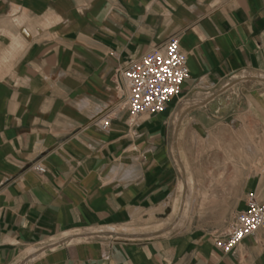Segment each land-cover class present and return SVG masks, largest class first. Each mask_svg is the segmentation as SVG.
Here are the masks:
<instances>
[{"label": "crops", "instance_id": "1", "mask_svg": "<svg viewBox=\"0 0 264 264\" xmlns=\"http://www.w3.org/2000/svg\"><path fill=\"white\" fill-rule=\"evenodd\" d=\"M171 37L181 93L131 117L123 71ZM202 110L207 133L223 113L250 134L243 189L264 204V0H0V264H264L263 230L223 253L225 228L159 222Z\"/></svg>", "mask_w": 264, "mask_h": 264}, {"label": "rangeland", "instance_id": "2", "mask_svg": "<svg viewBox=\"0 0 264 264\" xmlns=\"http://www.w3.org/2000/svg\"><path fill=\"white\" fill-rule=\"evenodd\" d=\"M212 115L209 110L196 111L184 124L187 133L181 135L180 141L182 207L175 208L166 217H159L161 225L169 227L170 232L187 224L205 229L225 228L226 232L234 216L243 210L239 208L240 203L246 202L248 193L244 194L242 179L244 173L249 174L255 166L240 163L252 160L254 151L248 149L251 136L245 128L230 127L223 113L216 114L218 122L214 133H207Z\"/></svg>", "mask_w": 264, "mask_h": 264}, {"label": "built area", "instance_id": "3", "mask_svg": "<svg viewBox=\"0 0 264 264\" xmlns=\"http://www.w3.org/2000/svg\"><path fill=\"white\" fill-rule=\"evenodd\" d=\"M128 86L127 110L131 117L156 115L165 111L169 100L176 96L188 77L186 57L176 37L168 39L163 52L152 50L131 62L123 71ZM107 126L104 122L103 127ZM44 173L45 168L35 165ZM259 230L264 231V204L252 193L247 195L245 208L239 211L224 235L214 239L223 253L231 252L243 239Z\"/></svg>", "mask_w": 264, "mask_h": 264}]
</instances>
